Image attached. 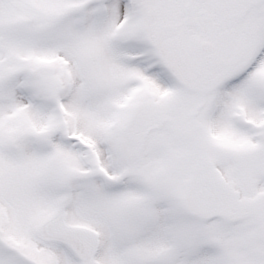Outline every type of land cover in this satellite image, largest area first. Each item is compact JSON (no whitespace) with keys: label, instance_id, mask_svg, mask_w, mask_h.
I'll return each instance as SVG.
<instances>
[{"label":"snow or ice","instance_id":"obj_1","mask_svg":"<svg viewBox=\"0 0 264 264\" xmlns=\"http://www.w3.org/2000/svg\"><path fill=\"white\" fill-rule=\"evenodd\" d=\"M0 264H264V0H0Z\"/></svg>","mask_w":264,"mask_h":264}]
</instances>
